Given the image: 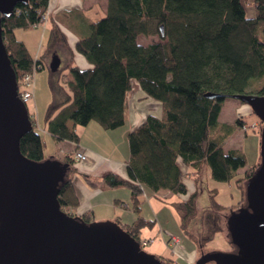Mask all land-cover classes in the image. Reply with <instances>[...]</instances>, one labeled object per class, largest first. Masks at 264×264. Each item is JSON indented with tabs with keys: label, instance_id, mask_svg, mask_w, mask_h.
<instances>
[{
	"label": "trees",
	"instance_id": "16d2710c",
	"mask_svg": "<svg viewBox=\"0 0 264 264\" xmlns=\"http://www.w3.org/2000/svg\"><path fill=\"white\" fill-rule=\"evenodd\" d=\"M48 8L49 0H29L18 3L12 16L2 18L20 93L25 91L23 78L35 67L37 73L45 68L42 59L31 57L14 31L44 24L42 17ZM251 9L253 16L249 15ZM150 36L160 40L149 45L139 42L140 37ZM62 38L58 26H53L50 47ZM76 50L92 68L71 66L67 75L53 80L58 90L51 83L52 90L64 99L49 105L43 126L57 143L68 141L77 146L78 129L92 122L106 131L123 127L133 81L162 107L160 118L149 115L128 136V179L110 173L101 181L108 188L130 189V208L137 219L131 225L116 222L142 245L141 229L154 224L141 214L147 187L161 199L169 192L187 196L174 203L187 229L197 215L200 189L189 193L185 179L194 174L196 185L208 169L210 179L234 181L244 194L243 200L229 208L216 200L218 190L210 189L201 240L204 244L219 232L227 235L226 216L244 204L246 182L259 163L248 167L242 150H225L226 141L239 126L245 133L249 129L245 130L242 118L226 124L220 116L226 100L235 95L264 93V0H109L106 15L91 25L89 36L78 41ZM207 94L218 97L211 99ZM26 106L33 129L21 139V151L31 160L43 161L46 144L36 114L29 103ZM69 122L74 124L72 128ZM78 152L77 146L60 160L69 164L70 170L58 197L63 211L75 216L80 206L74 186L79 174ZM83 178L92 187L100 185L86 175ZM83 219L91 222L88 217ZM163 261L172 264V260Z\"/></svg>",
	"mask_w": 264,
	"mask_h": 264
},
{
	"label": "water",
	"instance_id": "95a60500",
	"mask_svg": "<svg viewBox=\"0 0 264 264\" xmlns=\"http://www.w3.org/2000/svg\"><path fill=\"white\" fill-rule=\"evenodd\" d=\"M28 2L0 0V264H167L117 222H86L63 211L58 197L69 164L22 153L21 139L33 125L19 96L2 18ZM233 99L249 105L262 123L261 161L246 182L244 204L226 216L233 249L202 253L195 264H264V93Z\"/></svg>",
	"mask_w": 264,
	"mask_h": 264
},
{
	"label": "crops",
	"instance_id": "0c3cea01",
	"mask_svg": "<svg viewBox=\"0 0 264 264\" xmlns=\"http://www.w3.org/2000/svg\"><path fill=\"white\" fill-rule=\"evenodd\" d=\"M108 1L109 0H49L48 11L50 12V18L48 22L33 26L29 29H16L14 31V35L16 39L22 41L25 44L34 60L42 59L45 68L44 70L50 66L52 69L51 71L55 75L51 81L59 80L63 75H67L69 73V67L71 66L78 67L81 70L90 69L92 68V65L83 55L77 52L76 45L78 41L89 36L91 25L106 15ZM249 15H255L254 9L250 10ZM55 25L60 29L63 38L57 41L53 47H50V33L52 27ZM51 65L53 66L51 67ZM35 92L36 90L34 86V97L29 102V104L32 106L35 105L36 109H38L36 104L37 102L35 100ZM55 96L56 97H53L51 103H58L64 99L61 94H56ZM230 102H233L231 104H233L235 108H239V105H237L238 101L236 99L226 100L220 116L221 122L226 124H234L239 117H242L240 115L252 114V109L248 106L247 109H245V111L242 113H238L234 108L232 116L224 117L226 106H228ZM159 104L160 103L147 98V96L141 90L140 85L136 81H133L132 90L128 96L126 122L123 127L113 131H106L98 124L90 123L88 126L84 127L83 130L81 129L82 133H79L78 131L80 135V141L77 146L79 147V151L86 153L88 159L85 162H79L76 164L79 174L74 178V186L80 200V206L76 210V215L88 217L91 221L116 222L119 220L123 224L127 225H131L136 221L137 216L130 208L131 192L128 193L127 191H124V188L126 187H105L101 181L103 180L104 176L110 173H114L121 176L122 178L128 179L127 162L129 160L130 150L127 146V139L126 144H124L122 147L117 146L115 141H111V139L114 138L117 132L124 130V142V137H127V135L143 124L149 115L160 118L161 116L158 114ZM46 105L47 104H43L44 107H46ZM42 111L44 113L43 116H41V114L37 115V123L41 133L43 131L47 132L43 126L45 108H42ZM34 114H36L35 111ZM258 122L259 121H254L253 123L258 125L256 130H258L260 127V123ZM244 124H246L245 121ZM73 125L74 124L72 122L68 123L70 128H72ZM90 128L97 132H101V135L103 136L101 138H96L93 134H88L86 130ZM237 129L242 131L245 135L250 132L248 131L245 133V131L240 126ZM237 129L231 135V137L236 136ZM227 141L224 148L226 151H229L231 148H227ZM58 143L63 145V147H66V153H69L73 146L75 149L77 147L75 144L68 141ZM105 144L109 149L106 148ZM68 147L70 148L69 150H67ZM110 149L116 151V153L110 151ZM243 172L244 170H242L240 174ZM206 174L207 182L209 183L211 179L209 178L208 169ZM85 175L94 182H99L100 185L98 187L90 186L83 178ZM189 181L194 183V181H192L190 178ZM147 199L149 201L148 212L150 215L152 214L151 209H153V205L150 202L149 195L147 196ZM144 210L145 206L143 207L141 213L142 216L145 219H150L149 215L143 213ZM175 226L176 224H174L173 228L169 230L170 233L161 228H159V231H157L158 227H154V225L146 226L141 229V241H148L149 243H153L152 246H154V236L159 235L164 246H167L169 252L172 254V258L168 257L165 259L172 260V264H176L174 262V256H177L179 260H182L181 258L183 256L187 262H189V264H194L198 259L199 251L197 248H195L193 243L186 241V239H184L183 236L179 234V231L177 228H175ZM171 236H175L180 240V245L185 251L179 250L177 247L175 248V246H168V240L166 237L170 240ZM156 248L161 249L162 247L160 245H156ZM163 254L166 255V252H163Z\"/></svg>",
	"mask_w": 264,
	"mask_h": 264
},
{
	"label": "rangeland",
	"instance_id": "374dc122",
	"mask_svg": "<svg viewBox=\"0 0 264 264\" xmlns=\"http://www.w3.org/2000/svg\"><path fill=\"white\" fill-rule=\"evenodd\" d=\"M159 40H160L159 36H150V37H140L139 42L143 45H149L153 42H158ZM51 70L52 69L50 68V66H48L46 70L37 73L35 77V90H36L35 100L37 102L36 104H37L38 109H36L35 105L32 106L29 104V107H30V110H32V112L35 111L36 119L38 117L37 116L38 114H41V116L44 115L42 108H45V114H46V111L49 105L51 104L53 97L55 98L56 97L55 95L59 94L57 93L58 91L56 92L53 91L50 86V83L54 82L55 90H58V87L56 86L57 83L55 81H51V79L55 77L54 73ZM237 101H238L237 105H239V108H235V106L231 104L233 102H230L229 103L230 106L229 105L226 106V112H225L224 117L232 116V112H234L233 110L234 108L236 109L235 111H237L238 113H242L249 106L245 103H242L239 100ZM43 104H47L46 107H44ZM158 107H159L158 114L159 116H161V112H162L161 105L159 104ZM249 108L251 107L249 106ZM249 115L242 114L240 115L242 117H239V118H243L247 127H251L254 121L256 122L259 121L258 123H260L259 118L257 117V115H255L253 111H252V114H249ZM92 123H96V122H92ZM83 128L84 127H81L78 129L79 133H82L81 129L83 130ZM86 131L88 134H93L96 138L97 137L101 138L103 136L101 135V132H97L93 130L92 128ZM249 131L250 132L247 135H245L242 131L237 129L236 136H232L228 139L227 148L242 150L246 155L248 167H252L254 165H257L261 161V157H260L261 132L258 130H253L252 128H249ZM124 133H125L124 130L117 132L118 135L115 134L114 138L111 139V141L112 140L115 141L117 146L122 147L124 144H126V139H127V146H128V149L130 150L129 141H128L129 135H127V137L126 136L124 137V142H123ZM41 134H42V139L46 144V149H45L46 159L48 158L49 159L54 158L57 160L64 159L65 154H66V147L65 146L63 147V145L57 143L47 132L43 131ZM105 146L106 148H108L106 144ZM69 149L70 148L68 147L67 150ZM74 151H75V147L73 146L72 150H70L69 153H73ZM110 151L116 153V151H113L111 149ZM87 159L88 157H86V160H84L83 162L87 161ZM206 173H207V170L205 171L204 169L202 181L199 183L197 182L196 183L197 186L194 183L189 181V177L185 179V182L188 186L189 193H192V191L196 188L200 189L199 194H198V199H197V215L188 222L187 229L183 226L181 214L178 212V210L176 209V206L174 205V203L178 201L180 202L181 200H186L187 196L182 197V196L169 192L165 194L166 196L165 199H161L159 197L154 196L152 191L146 187L145 194H144V201H142L141 203L142 210H143V207L145 206V210L143 213H145L146 215H149V212H148L149 211V207H148L149 201L147 199V196L149 195L150 202L153 205V209H151L152 214L149 215L150 216L149 218L152 221L154 220L153 225L154 227L156 226L158 227V229L156 228L157 231H159V228H161L167 231L168 233H170L169 230H171L173 228V225L176 224L175 228L178 229L179 234H181L183 238L186 239V241L193 243L195 248L198 249L199 251L198 258L200 257L202 252H206V253L215 252V251L228 252L230 248L232 247L230 240L228 239L227 235L224 232L217 233L216 235H214L212 240L204 244L201 240L202 234L205 228V224L203 222L204 210L209 205L210 196H211L210 189L217 188L218 195L216 196V200L221 205L225 207H229V208L233 205H237L238 202L243 200V196H244L243 191L240 188H238V186L235 184L234 181H231L228 183H220V182H216L211 179L210 182L208 183ZM190 179H192V181L196 180L194 174L192 178L190 177ZM124 189H125L124 191H127L128 193H130L129 188H124ZM129 197H130V194H129ZM97 222H101V221H97ZM154 237H155V239H153L155 240L154 246H152L153 243H149L148 241L142 242L143 250H145L147 253L152 254L162 260L163 258H168V257L172 258V254L169 252L167 246H164V244L162 243L163 241H161L159 235L154 236ZM166 239L168 240V243H167L168 246L170 245L173 247L175 246V248L177 247L179 250L185 251L184 248H182V246L180 245L179 239H178L179 245L172 243V240L171 239L169 240L167 237ZM150 242H153V241H150ZM156 245H160L162 248L157 249ZM163 252H166V255L163 254ZM181 259L182 260H179L177 256H174V262L176 264H189V262H187V260L183 256ZM168 263L170 262L168 261ZM209 264H215V263L210 262Z\"/></svg>",
	"mask_w": 264,
	"mask_h": 264
},
{
	"label": "built area",
	"instance_id": "2783aa9c",
	"mask_svg": "<svg viewBox=\"0 0 264 264\" xmlns=\"http://www.w3.org/2000/svg\"><path fill=\"white\" fill-rule=\"evenodd\" d=\"M49 16H50L49 11H47V13L45 15H43L42 20L44 21V24L48 22ZM36 74H37V71H36V67H35L33 72L28 74L27 76H25L22 80V85L25 88V91L22 93H20V91H19V96L24 103H29L34 97V86H35ZM249 128L256 130L258 128V125L253 124L251 127H246L245 130L249 129ZM86 157H87L86 153L82 152V151H79L76 154V158L80 162H83L84 160H86ZM170 239L172 240V243L179 245V241H178L177 237L171 236Z\"/></svg>",
	"mask_w": 264,
	"mask_h": 264
},
{
	"label": "flooded vegetation",
	"instance_id": "af4514ba",
	"mask_svg": "<svg viewBox=\"0 0 264 264\" xmlns=\"http://www.w3.org/2000/svg\"><path fill=\"white\" fill-rule=\"evenodd\" d=\"M165 263H167V262H165ZM168 264V263H167Z\"/></svg>",
	"mask_w": 264,
	"mask_h": 264
}]
</instances>
